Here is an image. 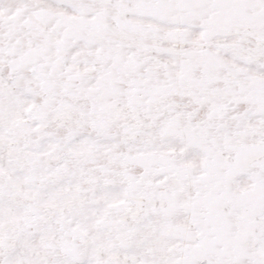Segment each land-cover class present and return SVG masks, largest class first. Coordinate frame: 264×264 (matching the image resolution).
I'll return each instance as SVG.
<instances>
[{"label": "snow or ice", "instance_id": "6c2138e0", "mask_svg": "<svg viewBox=\"0 0 264 264\" xmlns=\"http://www.w3.org/2000/svg\"><path fill=\"white\" fill-rule=\"evenodd\" d=\"M0 264H264V0H0Z\"/></svg>", "mask_w": 264, "mask_h": 264}]
</instances>
